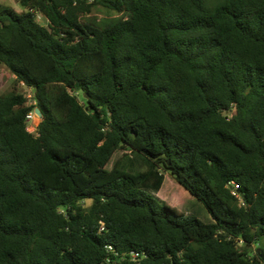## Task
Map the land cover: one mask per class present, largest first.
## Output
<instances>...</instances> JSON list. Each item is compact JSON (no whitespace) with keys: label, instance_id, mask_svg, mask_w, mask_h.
Masks as SVG:
<instances>
[{"label":"trees","instance_id":"1","mask_svg":"<svg viewBox=\"0 0 264 264\" xmlns=\"http://www.w3.org/2000/svg\"><path fill=\"white\" fill-rule=\"evenodd\" d=\"M18 4L0 64L41 117L0 92V264H264V0ZM166 175L211 222L148 192Z\"/></svg>","mask_w":264,"mask_h":264},{"label":"rangeland","instance_id":"2","mask_svg":"<svg viewBox=\"0 0 264 264\" xmlns=\"http://www.w3.org/2000/svg\"><path fill=\"white\" fill-rule=\"evenodd\" d=\"M0 5L12 8L16 12L21 11L18 0H0ZM110 16L114 15L107 14L104 10L93 7L92 13L89 17L107 20ZM37 20L41 22L40 18ZM14 89H16L17 92L25 94V87H23L21 83H17L14 76H12L6 68L0 64V92L2 94H7ZM35 121H37V118ZM29 125H32V122H30ZM116 161H118V166L121 170L131 174L146 172L150 169V163L142 155L131 150H117L107 164L106 169L110 170ZM148 192L152 194L160 204L169 205L185 216L197 218L204 223L211 222L210 214L196 198L188 195L184 203L175 202L177 192L175 191L174 182L167 175L165 176L162 187L159 191L160 193L155 194L151 191ZM185 196L187 195L185 194Z\"/></svg>","mask_w":264,"mask_h":264},{"label":"built area","instance_id":"3","mask_svg":"<svg viewBox=\"0 0 264 264\" xmlns=\"http://www.w3.org/2000/svg\"><path fill=\"white\" fill-rule=\"evenodd\" d=\"M23 87H25V86L23 85ZM25 97L28 100V104L33 106V110L30 111L25 117V121L27 123L26 129L30 133H36L37 121H35V120H36L37 117H36V115L34 113L35 101L33 99V92H32V90L30 88L25 87ZM30 122H32V125H29Z\"/></svg>","mask_w":264,"mask_h":264},{"label":"water","instance_id":"4","mask_svg":"<svg viewBox=\"0 0 264 264\" xmlns=\"http://www.w3.org/2000/svg\"><path fill=\"white\" fill-rule=\"evenodd\" d=\"M34 113H35V115H36L37 118H40L41 117V114H40V112H39L38 109H35L34 110Z\"/></svg>","mask_w":264,"mask_h":264},{"label":"crops","instance_id":"5","mask_svg":"<svg viewBox=\"0 0 264 264\" xmlns=\"http://www.w3.org/2000/svg\"><path fill=\"white\" fill-rule=\"evenodd\" d=\"M37 123H38V121H37Z\"/></svg>","mask_w":264,"mask_h":264}]
</instances>
